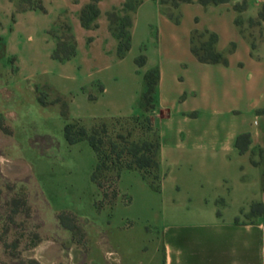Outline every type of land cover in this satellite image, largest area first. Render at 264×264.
Masks as SVG:
<instances>
[{
	"label": "rangeland",
	"instance_id": "374dc122",
	"mask_svg": "<svg viewBox=\"0 0 264 264\" xmlns=\"http://www.w3.org/2000/svg\"><path fill=\"white\" fill-rule=\"evenodd\" d=\"M71 4L0 0V264H163L166 229L192 225L193 211L208 208L210 188L202 182L180 185L176 167L165 162L157 191L136 170L121 171L109 206L90 180L93 151L86 141L69 144L63 136L72 120L89 128L139 112L141 78L134 59L139 45L153 49L154 28L142 32L140 24L133 44L118 57L99 30L75 31ZM132 5L127 0L109 16L114 34L125 27ZM90 13L86 9L84 17ZM63 24L75 32V52L58 61L51 57L55 42L64 43L61 49L69 46ZM254 24L246 23V32ZM208 42L207 33L192 34L193 46ZM230 185L222 182L216 189L224 193ZM221 202L216 200V210Z\"/></svg>",
	"mask_w": 264,
	"mask_h": 264
},
{
	"label": "crops",
	"instance_id": "0c3cea01",
	"mask_svg": "<svg viewBox=\"0 0 264 264\" xmlns=\"http://www.w3.org/2000/svg\"><path fill=\"white\" fill-rule=\"evenodd\" d=\"M90 1L71 0L75 31L90 35L99 30L117 48L107 14L127 0H95L97 15L84 27L79 11ZM132 1L130 46L140 24L142 32L154 28L155 44L151 51L139 45L136 54L145 57L143 65H136L141 78L135 101L139 112L118 116L141 113L137 102L142 75L156 69L152 117L158 135L159 187L166 162L176 167L175 182L191 188L202 182L211 190V203L206 202V211H193L192 225L166 229L161 239L163 264H264V215L249 214L251 203L264 206V158L255 153L257 148L264 150V14L254 31L245 30L264 8V0L204 5L192 0L173 7L160 0ZM241 3L244 8L238 12L233 5ZM205 30L215 33L214 47L225 63L200 62L191 53L190 34ZM70 32L74 38L71 27ZM242 133L248 134V146L239 152L234 141ZM229 181L226 192L219 193L216 185ZM218 198L222 202L216 210ZM241 215L250 219L243 221Z\"/></svg>",
	"mask_w": 264,
	"mask_h": 264
},
{
	"label": "trees",
	"instance_id": "16d2710c",
	"mask_svg": "<svg viewBox=\"0 0 264 264\" xmlns=\"http://www.w3.org/2000/svg\"><path fill=\"white\" fill-rule=\"evenodd\" d=\"M192 0H172L173 5L176 6L179 2H191ZM198 3L213 4L219 2H226L228 0H196ZM134 5V2H133ZM130 7V9L133 7ZM34 7L43 9L41 5ZM233 8L240 11L244 8V3L235 4ZM86 9L90 10L88 18L84 17ZM114 11L107 14L109 16ZM264 14L262 8L257 15V18L249 20L258 24ZM97 15V8L95 0H91L85 4L79 11V21L84 27ZM129 18H126L125 27L129 26ZM239 19H235L238 24ZM63 27L68 31L69 46L61 49L64 43L57 40L55 47L52 50L51 57L58 61L67 60L74 55L75 41L70 32L68 25L63 24ZM121 28L118 33H115L118 40L117 55L122 57L130 46V37L128 31ZM197 31H192L190 34V51L194 57L200 62L206 63H225L224 56L218 52L215 47L216 35L213 32L202 31L209 36V42L206 45L202 43L199 47L192 45V34ZM124 35V39H122ZM206 45V46H205ZM61 49V51H60ZM145 57L139 54L134 63L137 66L143 65ZM153 74V78L149 80V75ZM157 80V70L150 69L143 73V90L138 97V108L141 113L138 115L127 116H111L110 123L100 121L94 123L89 128H86L78 120L66 122L63 126V136L67 143L72 144L77 141H86L88 146L94 153L95 161L90 172V180L98 189L101 199L108 198L107 204L110 206L117 196L116 184L121 171L136 170L140 177L145 180L154 190L159 189V174H158V135L154 127L152 110H153V89ZM135 130H139L138 137L135 136ZM234 146L239 152H243L248 146V134L242 133L236 136ZM258 153H264L263 149L257 148ZM252 163H256L254 160ZM261 187L264 190V169L261 173ZM249 214H263L264 206L258 202H253L249 205Z\"/></svg>",
	"mask_w": 264,
	"mask_h": 264
}]
</instances>
